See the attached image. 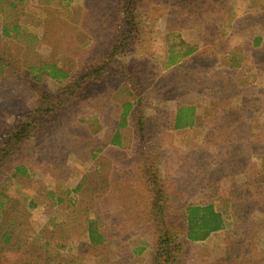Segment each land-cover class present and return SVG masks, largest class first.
Instances as JSON below:
<instances>
[{"label":"rangeland","instance_id":"rangeland-1","mask_svg":"<svg viewBox=\"0 0 264 264\" xmlns=\"http://www.w3.org/2000/svg\"><path fill=\"white\" fill-rule=\"evenodd\" d=\"M159 1L149 11L157 16L148 28L156 38L129 57L152 101L147 115L162 158L158 167L175 207L213 203L226 221L206 240L187 244L186 262L264 264V43L253 45L254 37L264 40V0ZM71 5L28 2L20 23L31 40L22 31L6 38L0 18V58L13 61L4 70L26 74L0 80V135L35 101L29 65L57 62L73 71L109 49L120 0ZM174 32L197 50L186 62L167 65L165 37ZM122 83L112 75L88 83L14 149L7 169L24 166L27 174L7 179L0 264H148L156 223L138 178L133 112L122 124ZM43 87L55 92L60 84L45 76ZM183 106L195 107L196 124L174 129L173 116ZM99 167H107L103 175L112 185L107 179L101 185ZM89 220L104 232L103 243L90 241ZM7 230L13 233L8 242Z\"/></svg>","mask_w":264,"mask_h":264},{"label":"trees","instance_id":"trees-1","mask_svg":"<svg viewBox=\"0 0 264 264\" xmlns=\"http://www.w3.org/2000/svg\"><path fill=\"white\" fill-rule=\"evenodd\" d=\"M28 2H34V0H0L1 27L6 38H17L22 31L24 35L29 34L27 40L33 39L28 28L20 23L24 7ZM54 2L62 8H69L73 0H38L40 5L56 4ZM157 3L160 4V1L120 0V15L115 24V33L109 49L100 56L84 60V65L76 66L73 71L61 67L57 62L31 64L27 67L28 76L35 83L33 86L35 101L24 119L12 120L0 135V216L7 212L6 206L10 202V196L5 190L7 179L10 176L27 174L24 166L7 169L14 149L31 135L43 130L55 113L81 95L88 83L112 75L123 81L120 89V94L126 99L123 103V126L127 124V116L131 112L134 114V140L141 157L138 178L148 193L147 214L149 219L156 223V226L152 227L155 248L150 252L148 264H187L186 247L189 242L204 241L211 233L225 227L224 212L216 209L213 203L175 207L170 198L169 186L158 167V159L162 158L156 153V147L151 141L155 137V125L150 122L152 118L147 115V108L152 107V101L145 94L146 81L135 73L129 59L130 56L139 52L143 42L148 43L151 38H156L148 31V28L150 25L154 26L150 19H157V16L153 17L149 13ZM145 12L149 14L148 24L143 18ZM165 41L168 47L167 65L186 62L187 58L197 50L196 47L186 44L180 33L168 34ZM260 42L264 43L262 37H254V46L257 47ZM178 43L179 47L176 45ZM230 56L228 57L229 62L236 64L235 59H230ZM12 63L10 59L0 58V80L23 73L22 69V71H10V74H6L4 68L11 67ZM45 76L55 79L60 84L55 92H48L44 89ZM160 97L163 98V96ZM196 120L195 107L183 106L176 110L173 116V126L174 129L191 127L196 124ZM120 134L118 131L113 137L114 143L120 142ZM9 169H12L11 173ZM98 171L97 178L102 179L101 185H103L107 179L103 175L107 172V167H99ZM113 171H110L112 177ZM112 180H109L108 176L107 184L112 185ZM87 230L92 243L98 244L105 241L104 232L100 230L95 221H88ZM10 234H13L10 230L5 232L3 238L6 242L9 241Z\"/></svg>","mask_w":264,"mask_h":264},{"label":"crops","instance_id":"crops-1","mask_svg":"<svg viewBox=\"0 0 264 264\" xmlns=\"http://www.w3.org/2000/svg\"><path fill=\"white\" fill-rule=\"evenodd\" d=\"M245 64L244 63H242V66H241V68H243V66H244Z\"/></svg>","mask_w":264,"mask_h":264}]
</instances>
